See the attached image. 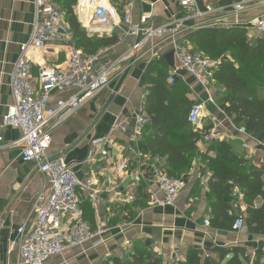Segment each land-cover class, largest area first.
<instances>
[{
  "label": "crops",
  "instance_id": "obj_1",
  "mask_svg": "<svg viewBox=\"0 0 264 264\" xmlns=\"http://www.w3.org/2000/svg\"><path fill=\"white\" fill-rule=\"evenodd\" d=\"M124 1L76 0L72 6L76 19L88 36L116 38L115 44L100 50L104 51L103 61L117 65L109 85L79 113L53 130L47 153L51 158H62L81 178L93 175L97 188H105L103 177L114 164L123 160L132 161V167L137 164L134 161L137 147L143 150L149 163L157 159L164 170V159L152 157L144 141L141 145L135 142L133 120L138 112L145 114L143 106L147 93L148 64L156 56L170 52L169 40L166 37L155 39L137 54L139 58L134 63L128 60L119 63V59L132 48L136 38L125 37L119 42L118 38L122 35L120 30L92 28L90 22L93 6L108 4L121 11ZM179 1L136 0L133 22L138 23L141 18H145L147 26L158 28L178 21L185 15ZM235 2L223 5L220 0H202L198 6L203 9L209 5L214 13L195 21L193 25L244 28L264 13V5L261 3L250 4L241 15L232 13L230 5ZM33 3L34 0H0V264H21L18 255L23 239L18 229L32 223L33 201L47 187L37 166L20 160V146L14 144L19 139V131L1 126L2 116L13 103L9 89L12 68L20 46L27 43L32 31L35 16ZM67 3V0L56 1L64 13ZM125 29L126 26L122 25L121 30ZM189 34L188 30H183L179 37L191 46L187 40ZM75 49L78 48L75 47L71 33L65 41L48 46L41 53L40 61L48 65H61ZM169 70L167 67L166 79ZM33 75L36 77V67ZM175 83H181L187 88L191 107L196 103L207 102L206 93L191 76L179 72ZM73 93L74 90L54 93L50 104ZM224 110L225 106L217 103L214 97V103L205 104L199 123L192 128L200 134L213 130L217 141L235 142L238 153L244 155L248 163L264 167L259 162L263 154L261 149L253 148L248 152L241 148L236 127L225 116ZM152 133L150 127L145 131L147 135ZM255 138L264 141L263 134ZM96 139L105 140V149L109 153L107 157L102 158L95 153L96 149L91 146V142ZM253 144L250 143L252 147ZM197 153L190 169L180 175L182 189L173 207H149L150 195L157 194L156 177L149 167H146L142 184L137 189L140 197L132 204L123 201V196L130 188L129 181L118 180L114 192L102 194V200L96 203L82 196L79 205L81 217L88 223L91 232L102 228L103 233L80 247L65 249L43 264H112L113 259L132 262L134 253L144 250L157 255L161 264H176L185 261L193 249L202 251L204 256L211 255L215 247L238 246L250 255L257 249H264V236L250 235L245 228L229 232L204 225L205 220L209 221L207 182L210 174L206 171L203 156H213V153L207 152V143L202 140L197 144ZM234 198V211L244 215L246 205L241 194L237 192ZM259 206L260 201H255V207Z\"/></svg>",
  "mask_w": 264,
  "mask_h": 264
},
{
  "label": "built area",
  "instance_id": "obj_2",
  "mask_svg": "<svg viewBox=\"0 0 264 264\" xmlns=\"http://www.w3.org/2000/svg\"><path fill=\"white\" fill-rule=\"evenodd\" d=\"M56 1L34 0L32 31L27 43L20 46L10 75L9 89L13 103L1 118L2 127L19 131V139L14 144L20 146L19 157L22 163L35 164L47 183L46 189L33 201L32 223L18 229L23 239L18 255L21 264H43L65 249L80 247L103 233L102 228L91 232L88 223L82 219L79 208L82 196L96 203L102 200V194L114 192L118 180L129 181L130 188L123 196V201L132 204L140 197L137 189L142 184L146 167L153 171L157 185V194L150 195L149 207H173L182 189L180 178L168 176L157 159L149 163L146 154L138 147L134 154L137 164L132 167L130 160L114 164L103 177L105 188H97L93 175L81 178L62 158L48 156L53 130L79 113L109 85L117 65L103 61V50L92 55L82 50H72L61 65H48L40 61L41 53L48 46L63 42L71 36L66 14L59 9ZM135 1L125 0L121 11L108 4L93 6L91 26L120 30L122 35L118 38L119 42L125 37L136 38L132 48L119 59V63L126 60L134 63L139 58L137 54L149 42L166 37L174 58V67L170 68L166 79L168 85L174 84L177 74L182 72L191 76L207 95V102L196 103L188 111L187 122L195 127L201 119L205 104L214 103V74L219 62L195 51L179 36L183 30L190 33L199 28V25H193L195 21L211 15L214 10L209 5L201 9L196 0H180L179 5L185 15L178 21L154 28L146 25L145 18H141L138 23L133 22ZM253 3L264 5V0H238L230 5V11L235 14L244 13ZM122 25L126 26L125 30H121ZM249 26L264 40V13L244 27L248 29ZM34 67L36 77L33 75ZM67 90H74V93L50 104L54 93ZM133 122L134 140L137 145H141L151 120L143 112H138ZM236 133L241 139L243 150L250 152L253 148L261 149L263 154L259 162L264 165V141L248 134L244 127L236 128ZM210 140H217L213 130L202 137L204 142ZM250 143H254V146ZM91 146L100 157L108 156L105 140H93ZM235 196L237 191L234 192ZM204 225L208 227L209 221L205 220ZM233 228L236 231L243 229V220L238 219Z\"/></svg>",
  "mask_w": 264,
  "mask_h": 264
},
{
  "label": "trees",
  "instance_id": "obj_3",
  "mask_svg": "<svg viewBox=\"0 0 264 264\" xmlns=\"http://www.w3.org/2000/svg\"><path fill=\"white\" fill-rule=\"evenodd\" d=\"M66 20L75 47L92 55L116 43V38L88 36L76 19L72 6L76 0H67ZM202 0H196L200 5ZM238 0H220L228 4ZM192 48L213 61H218L214 74L216 102L225 106V116L236 127H244L252 136L264 135V40L251 41L240 27H199L187 36ZM166 64L163 56L153 58L147 68L143 111L150 118L151 135L144 134L143 141L152 157L164 159L168 176L180 178L188 171L197 153V144L205 134L194 130L187 122L191 102L188 90L181 83H166ZM203 156L210 174L207 182V210L212 228L234 232V223L242 219L250 235L264 236V167L248 163L238 153L233 141L210 140ZM241 194L246 205L244 215L235 212L234 192ZM260 206L255 207V201ZM83 219V218H82ZM112 264H161L152 252L137 251L132 262L113 259ZM176 264H264V249L247 254L242 247H215L211 255L191 250L183 262Z\"/></svg>",
  "mask_w": 264,
  "mask_h": 264
},
{
  "label": "rangeland",
  "instance_id": "obj_4",
  "mask_svg": "<svg viewBox=\"0 0 264 264\" xmlns=\"http://www.w3.org/2000/svg\"><path fill=\"white\" fill-rule=\"evenodd\" d=\"M241 29H242V33H244L249 40L254 41L255 39L259 38L258 35L256 34V32L254 31V29L251 26H249L248 29L245 28V27L241 28ZM93 30H100V29H93ZM258 94L259 95H264V87H258ZM216 98L217 97H215V100H216Z\"/></svg>",
  "mask_w": 264,
  "mask_h": 264
},
{
  "label": "water",
  "instance_id": "obj_5",
  "mask_svg": "<svg viewBox=\"0 0 264 264\" xmlns=\"http://www.w3.org/2000/svg\"><path fill=\"white\" fill-rule=\"evenodd\" d=\"M95 28H98V27H95ZM163 59H164L166 65H167V67H169V68H173L174 67V58H173V53L172 52H169L166 55H164ZM116 90H115V92H116Z\"/></svg>",
  "mask_w": 264,
  "mask_h": 264
},
{
  "label": "bare ground",
  "instance_id": "obj_6",
  "mask_svg": "<svg viewBox=\"0 0 264 264\" xmlns=\"http://www.w3.org/2000/svg\"><path fill=\"white\" fill-rule=\"evenodd\" d=\"M236 231V230H235Z\"/></svg>",
  "mask_w": 264,
  "mask_h": 264
}]
</instances>
